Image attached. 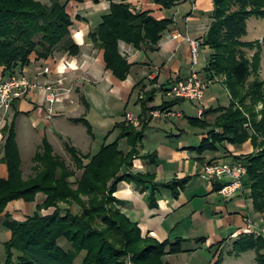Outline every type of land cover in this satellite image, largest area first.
Instances as JSON below:
<instances>
[{"label": "trees", "instance_id": "1", "mask_svg": "<svg viewBox=\"0 0 264 264\" xmlns=\"http://www.w3.org/2000/svg\"><path fill=\"white\" fill-rule=\"evenodd\" d=\"M77 1L98 4L101 0ZM108 1L109 11L90 31L88 39L104 51L107 69L124 81L132 64L122 54L121 43L137 50L158 51L164 33L174 21L158 20L149 11H136L133 0ZM70 2L0 0V68L4 69V77L18 75L31 65L35 56L47 60L57 53L80 54L81 48L72 37L75 20L68 12ZM151 2L166 10L177 4V0ZM214 4L213 22L204 42L212 53L204 72L208 80L226 78L231 102L228 107L205 110L202 118H189V122L194 127L210 129L197 149L200 154L216 151L224 143L244 145L251 141L255 151L238 159L248 167L244 186L251 190L254 210L264 216V79L259 74L260 64L248 56V51L255 50V42L244 41L248 20L264 18V0H214ZM76 21L85 19L77 16ZM258 55L254 54V58ZM153 99L143 101V114L166 111L183 101L149 107ZM209 116L214 117L213 122L207 120ZM76 121L87 125L85 119ZM147 127L142 122L141 128H136L125 119L115 127L120 130L117 140L104 145L94 156L82 154L67 143L76 169L55 155L45 139L34 158L36 174L24 179L16 120L8 122L2 129L6 142L0 150V163L9 172L7 179L0 178V218L6 216L3 226L11 232V237L4 243L6 257L0 259V264H168L164 261L167 255L187 252L184 245L190 240L160 242L145 237L139 224L122 211L121 202L115 197L121 182L135 183L144 192L150 191L149 206L158 207L155 176L132 172L136 159L156 160V154L141 152ZM122 140L127 141V153L120 149ZM79 171L82 175L78 178ZM190 179L176 180L165 187L178 198ZM41 193L47 198L37 206L34 215L17 221L6 214L10 203L18 200L33 203ZM74 204L81 210L75 212ZM52 208L53 213L42 214ZM62 241L69 248L61 245ZM252 250L258 264H264V236L254 232L240 236L231 254ZM222 255L221 251L215 264L221 262Z\"/></svg>", "mask_w": 264, "mask_h": 264}, {"label": "crops", "instance_id": "2", "mask_svg": "<svg viewBox=\"0 0 264 264\" xmlns=\"http://www.w3.org/2000/svg\"><path fill=\"white\" fill-rule=\"evenodd\" d=\"M86 3H89L88 11L93 9L94 13L98 14L101 12L106 14L111 5L110 1L101 0L98 4L87 1L77 2V5L72 6L77 9L78 4ZM132 4L140 9L142 6V11L151 12V15L158 20L173 19L174 23L164 33L158 51L137 50L122 42L121 52L132 64L127 79L122 81L107 69L104 51L88 41L90 31L101 22V16L99 19H91L86 15L83 22L73 18L75 25L72 29V37L81 48L80 54L69 56L57 53L47 60H39L35 56L31 65L20 71L18 76L26 77L40 87L30 90L25 97L14 102L10 111L11 121L16 120L17 131V121L25 118L28 126L35 133L40 134L42 144L45 139L49 141L55 155L60 151L65 153L66 145L70 143L82 154L94 156L104 145V143L102 145L96 143L98 133L109 135L111 143L115 142L120 135V130L115 127L125 121L126 113H133L129 109L133 102L135 108H139V118L148 125L141 152L156 154L157 157L155 161L136 159L132 172L149 173L155 176V184L158 185L156 193L158 207L149 206L150 191L144 192L135 183L121 182L115 197L120 200L122 211L139 224L145 237H152L160 242H174L178 238L190 240L186 243L188 246H184L188 250L186 253L165 257L169 261L171 259L167 262L168 264H176V262L177 264H203L202 262L208 261V258H203L200 253L204 250L207 253L208 247L211 251L214 247L218 248L215 254L217 258L227 244H232L233 247L240 236L253 233L254 231L248 227L250 218L257 224L254 233L264 236L261 230L264 227V220L259 214L254 213L253 201L250 197L251 190L244 186L232 198L226 199L220 195L219 191L225 183L230 181V178L209 180L203 174L207 163L236 165L240 162L239 157L254 151L252 143L247 142L244 145L224 143L219 145L216 151L200 154L197 149L208 136L210 129L204 130L190 124L189 118H201L199 109L197 117H193L192 110L183 108L177 110L179 105L188 100L167 96V90L172 85L186 80L193 71L199 72L201 77L207 80L204 71L208 66L209 58L206 55L203 59L198 57V62L194 65L192 49L187 39L199 40L201 51L208 53L207 49L210 50V48L205 46L204 42L213 22L214 0H177L176 6L171 10L163 9L151 0H133ZM176 34H181L182 38L175 39ZM245 38L244 41L249 42ZM46 69H49L48 73L45 72ZM3 71L4 69L0 68V83L8 79L3 76ZM47 85H52L60 93L53 107L47 100L48 93L45 90ZM69 89H71L70 93L67 92ZM94 90L106 94V97H111L112 100L115 97L111 111L105 107L104 112L101 113L102 108L97 106L98 101L93 95ZM150 98L154 99L149 103V107L161 106L174 100L183 101L169 109L174 113L169 118L153 117L151 113L143 114L142 111L143 101ZM230 102L231 96L223 81L213 83L206 91L204 98L206 110L228 107ZM119 114H121L120 119L116 117ZM86 116L91 119V128L83 122L76 121L79 119L89 121ZM113 118L114 123L110 125L109 119ZM5 119L0 113V124ZM207 120L213 122L214 117L209 116ZM81 124L85 126L84 130L75 128V125ZM5 125L3 127L0 125V150H3L6 142L2 134ZM80 142L84 149L79 146ZM41 143L35 151L34 158L40 151ZM124 143L127 144V141L120 142V149L127 153L128 144L125 149L121 148ZM20 155L24 179H29L32 176L25 178L26 170L23 166L21 147ZM32 166L35 167L36 164L33 163ZM8 176L7 166L0 163V178L7 179ZM188 177L191 178L188 185L178 198H174L172 190L165 187L166 184ZM44 200L45 196L40 194L34 203L24 200L14 201L9 204L6 214L14 220L22 221L35 214V211L27 214V211H32L33 205L38 206ZM18 212L25 218H17ZM256 217H260V220L256 221ZM3 224L0 222V230L6 229ZM0 236L2 237L1 231ZM202 238L205 241L200 242ZM6 240L0 241V244H4ZM232 250L230 249L229 252L231 253ZM179 255L182 256L181 262ZM210 264H213V261Z\"/></svg>", "mask_w": 264, "mask_h": 264}, {"label": "rangeland", "instance_id": "3", "mask_svg": "<svg viewBox=\"0 0 264 264\" xmlns=\"http://www.w3.org/2000/svg\"><path fill=\"white\" fill-rule=\"evenodd\" d=\"M44 2L45 3H47L48 2V0H44ZM77 2H79V1H77V0H71V2H70V4H69V6H68V12L71 14V16L76 20V18H77V16H81V18H85L84 16H90L91 17V19L92 18H94V19H99V17L101 16V18H102V16L104 15L102 12H101V14L99 13H94L95 11L92 9V10H87V8H88V4L89 3H86V4H84V5H79L78 4V8L77 9H74V4L75 5H77ZM73 5V6H72ZM133 5V4H132ZM133 7H134V9L136 10V11H142L143 9V7L142 6H140L141 7V9L140 8H138L137 7V5L136 6H134L133 5ZM74 9V10H73ZM245 40H247V41H252V42H255V50H253V51H248V56H249V58L252 60V61H254V62H256V63H259L260 64V72H259V74H260V76H261V78L262 79H264V18H257V17H252V18H250L249 20H248V36H247V38H245ZM88 41L91 43V41L88 39ZM207 51H208V53L205 51V52H202L201 51V49H199V57H201L202 59L204 58V55H206V56H208V58L210 57V55H211V50H209V49H207ZM256 53H258L259 55H258V57L257 58H254V54H256ZM193 57V56H192ZM192 60H193V58H192ZM194 65H196V64H194ZM198 69V68H197ZM208 80V79H207ZM225 80H226V78L225 77H216L215 79H213V80H208V81H213L214 83H217V82H221V81H223V82H225ZM251 80H253V79H251ZM49 86V85H48ZM52 86V85H51ZM215 88V87H214ZM213 88V89H214ZM94 96H95V98L97 99V101H98V104H97V106L98 107H101L102 108V112L101 113H103L104 112V108L105 107H108V110H112V108H113V104L115 103V97H114V100H112V98L111 97H109V98H107L106 97V94H101V93H99V92H97V91H95L94 90V94H93ZM196 106V107H195ZM199 107H200V105H199V103L198 102H192V101H186V102H183L181 105H179L178 106V108H177V110H180V109H184V110H192V114H193V117H197V113H198V109H199ZM194 108V109H193ZM129 109L131 110V111H133V114L134 115H136L137 117H139L138 116V114L140 113V111H139V108H135V105L133 104V102L131 103V105L129 106ZM123 110V109H122ZM121 110V111H122ZM258 110L260 111V110H262V106L261 105H259L258 106ZM11 111V110H10ZM10 111L8 112V114L5 116V120H4V122H2L0 125H1V127H3L4 125H5V123L6 122H11V120H12V116H11V113H10ZM115 111H117L116 109H115ZM10 113V114H9ZM115 113V112H114ZM119 113V112H118ZM111 114H113V113H111ZM127 114V113H126ZM120 115L121 114H119V115H117L116 117L118 118V119H120ZM87 117V119L89 120V121H87V125H88V128H91V126H92V122H91V119H90V117H88V116H86ZM95 121V120H94ZM114 121V118L113 119H109V123H110V125H113V122ZM85 123V122H84ZM91 123V124H90ZM76 127L75 128H80L81 129V131L82 130H84L85 129V126L83 125V124H81L80 126H77V125H75ZM17 131H18V136H17V143H18V147L20 146L21 147V150H22V157H23V166H24V168H25V178L26 177H28V176H33L35 173H36V170L34 169L35 167L34 166H32V164L33 163H35L34 162V155H35V151H36V149H38V145L41 143V136H40V134L38 133V132H34V130L33 129H31L29 126H28V123H27V121H26V119L25 118H21V119H19L18 121H17ZM85 132V131H84ZM109 135L107 136V134H102V133H98V136H97V141H96V143L97 144H103L104 143V145L107 143V145H109L111 142H112V140H109ZM113 139V138H112ZM109 140V141H108ZM105 141V142H104ZM249 142H251V141H249ZM42 144V143H41ZM103 145V146H104ZM253 145V144H252ZM79 146L82 148V149H84V146H83V144H82V142H80V144H79ZM127 146V144L126 143H124L123 144V146L121 147L122 149H125V147ZM20 147H19V150H20ZM253 148H254V146H253ZM66 149V151H65V153L63 152V151H60L59 152V154H57L59 157H61L62 159H64V161L68 164V166H70L72 169H76V165H75V162H74V159H73V157H72V155L69 153V151L67 150V148H65ZM102 149V148H101ZM58 150H59V148H58ZM57 150V151H58ZM100 151V150H99ZM254 151H255V148H254ZM253 151V152H254ZM252 152V153H253ZM99 153V152H98ZM97 153V154H98ZM251 154V153H250ZM96 155V154H95ZM22 159V158H21ZM238 163H241V164H243V165H246L245 163H243V162H238ZM237 163V164H238ZM246 167H247V165H246ZM247 169H248V167H247ZM82 175V172L81 171H79L78 172V178L80 177ZM247 175H248V173H247ZM76 179L75 178H73V181H75ZM40 194H38V196H39ZM41 195H44L45 196V200H44V202L46 201V195L45 194H42L41 193ZM38 196L36 197V201H37V198H38ZM35 201V202H36ZM39 201H41L40 199H39ZM43 202V203H44ZM34 203V202H33ZM43 203H41V204H43ZM41 204H39V205H41ZM28 205V204H27ZM72 209L75 211V212H78V211H80L81 210V207L79 206V205H77V204H74L73 205V207H72ZM253 209H254V206H253ZM35 211V212H34ZM36 211H37V206L36 205H33L32 206V211H27V214H31V212L33 213H36ZM55 211V209L54 208H52V209H50V210H44L43 212H42V214L43 215H48V214H51V213H53ZM30 212V213H29ZM254 213H256V214H259V213H257L255 210H254ZM255 214V216H257ZM260 216H261V219H264V216L262 215V214H259ZM17 218H19V219H24L25 218V216H22V213H20V212H18V215H17ZM257 219H256V221H258V220H260V217H256ZM5 220H6V216H3V218L2 219H0V222L1 223H4L5 222ZM23 221V220H22ZM252 221H254L253 223L257 226V224H256V222H255V220L253 219ZM259 223V222H258ZM263 224H264V222H263ZM263 229H264V227H263ZM263 229H261L262 230V233L264 234V230ZM1 231V234H2V237L0 236V241H4V240H6V241H8L9 240V238H10V231L8 230V229H2V230H0ZM7 236H6V235ZM203 239V238H202ZM5 241V242H6ZM173 242V241H172ZM202 242V241H201ZM187 243V242H186ZM186 243H185V245H186ZM61 245H63L64 247H66V248H69V245H67V243L65 242V241H62L61 242ZM184 245V246H185ZM186 246H188V245H186ZM186 249V248H185ZM230 249H233V247H232V244L231 245H229V244H227L225 247H224V250H222V252H223V255H222V260H221V262L219 263V264H258V262H257V259H256V252L255 251H249V252H246V253H242L241 255H235V254H231L229 251H230ZM213 251H211L210 250V248L208 247L207 248V253H206V250H204L203 252H201L200 254H202V256H203V258H208V261H205L206 263H208V264H210V262L211 261H213V264H215L216 262H217V260L219 259L217 256V258H215V254H216V252L218 251V248L216 247H214L213 249H212ZM6 251H5V247H4V244H0V259L3 261L4 259H5V257H6V253H5ZM184 253H186V252H183L182 254H184ZM16 255H19L17 252H16ZM176 258V257H175ZM179 259H180V262H181V260H182V256H180L179 255ZM81 260V257L79 258V260L78 261H80ZM164 261L167 263V262H170L171 261V259H170V261H169V259H164ZM176 261H177V258H176ZM175 261V262H176ZM174 262V263H175ZM205 262H202L203 264L205 263ZM176 264H177V262H176Z\"/></svg>", "mask_w": 264, "mask_h": 264}, {"label": "built area", "instance_id": "4", "mask_svg": "<svg viewBox=\"0 0 264 264\" xmlns=\"http://www.w3.org/2000/svg\"><path fill=\"white\" fill-rule=\"evenodd\" d=\"M174 38H182V35L176 34ZM187 41L192 49L193 62L194 64H197L201 42L191 38H188ZM45 72L48 73L49 69H46ZM213 83V81H208L202 78L199 72L193 71L186 80L176 82L172 85L167 90V96L173 99L198 102L200 105L199 113L202 118L206 110L204 105L205 94ZM39 87V84L32 83L26 77L18 75L11 76L7 80L2 81L0 83V113H2L5 118L16 100L25 97L30 90ZM45 90L48 93L47 100L51 107H53L56 104L60 93L51 85H47ZM67 92L70 93L71 89L67 90ZM151 114L153 117L169 118L174 113L170 110H156ZM126 120L136 128L142 126L141 119L132 112L126 114ZM247 173L248 169L246 165L241 163L236 165L219 162L207 163L205 164L203 171L204 177L209 180H220L224 177L230 178V181L225 183L219 191L220 195L226 199L232 198L237 192L244 188V178L247 176ZM248 227L255 232L256 226L251 218L248 220Z\"/></svg>", "mask_w": 264, "mask_h": 264}]
</instances>
